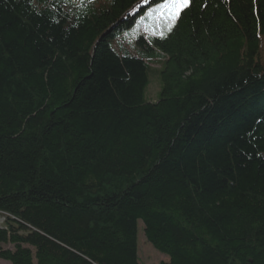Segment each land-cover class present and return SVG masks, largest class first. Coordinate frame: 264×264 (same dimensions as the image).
<instances>
[{
	"label": "trees",
	"instance_id": "trees-1",
	"mask_svg": "<svg viewBox=\"0 0 264 264\" xmlns=\"http://www.w3.org/2000/svg\"><path fill=\"white\" fill-rule=\"evenodd\" d=\"M163 2L0 0V260L264 264V0Z\"/></svg>",
	"mask_w": 264,
	"mask_h": 264
},
{
	"label": "rangeland",
	"instance_id": "rangeland-1",
	"mask_svg": "<svg viewBox=\"0 0 264 264\" xmlns=\"http://www.w3.org/2000/svg\"><path fill=\"white\" fill-rule=\"evenodd\" d=\"M164 3V2H163ZM163 3L153 5L148 7L143 14L136 18L135 24L133 27L121 32L115 44L120 45V43L125 44L130 52H137L135 45L137 37L139 35L148 36L151 33L154 34L155 24H163L166 22L161 19L159 13L156 12V9ZM142 24L146 27V30L142 28ZM160 90V83L156 76L151 80V85L148 89V101L157 99V93ZM4 222L3 218H0V225ZM139 237H138V255L141 264H160L161 262L169 261V257L158 250H156L149 242H147L144 233L142 222L139 221L138 224ZM0 264H11L8 261L0 260Z\"/></svg>",
	"mask_w": 264,
	"mask_h": 264
},
{
	"label": "snow or ice",
	"instance_id": "snow-or-ice-1",
	"mask_svg": "<svg viewBox=\"0 0 264 264\" xmlns=\"http://www.w3.org/2000/svg\"><path fill=\"white\" fill-rule=\"evenodd\" d=\"M191 3L192 0H165L156 12L159 13L161 19L167 21L168 30L171 31L174 22L180 18L186 8L190 7ZM160 35L163 36V33Z\"/></svg>",
	"mask_w": 264,
	"mask_h": 264
},
{
	"label": "bare ground",
	"instance_id": "bare-ground-1",
	"mask_svg": "<svg viewBox=\"0 0 264 264\" xmlns=\"http://www.w3.org/2000/svg\"><path fill=\"white\" fill-rule=\"evenodd\" d=\"M165 30H167L166 27H164V29H162L160 33H163ZM144 38H146V40H147V39H149L151 37H144Z\"/></svg>",
	"mask_w": 264,
	"mask_h": 264
}]
</instances>
